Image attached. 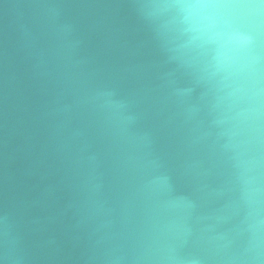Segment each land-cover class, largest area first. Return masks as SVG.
I'll return each mask as SVG.
<instances>
[{"label": "water", "instance_id": "95a60500", "mask_svg": "<svg viewBox=\"0 0 264 264\" xmlns=\"http://www.w3.org/2000/svg\"><path fill=\"white\" fill-rule=\"evenodd\" d=\"M185 2L0 0V264H264V2L259 96Z\"/></svg>", "mask_w": 264, "mask_h": 264}, {"label": "clouds", "instance_id": "9594fccd", "mask_svg": "<svg viewBox=\"0 0 264 264\" xmlns=\"http://www.w3.org/2000/svg\"><path fill=\"white\" fill-rule=\"evenodd\" d=\"M264 2V0H262ZM186 15L190 43L205 51L208 66L229 75L246 73L254 89L261 93L262 68L258 49L261 36L245 30L251 10L259 6L234 0H187L180 5Z\"/></svg>", "mask_w": 264, "mask_h": 264}]
</instances>
